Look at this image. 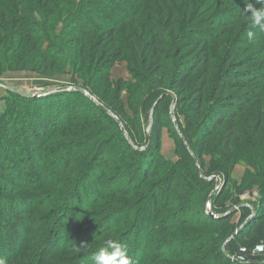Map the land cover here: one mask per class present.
<instances>
[{
  "label": "trees",
  "instance_id": "1",
  "mask_svg": "<svg viewBox=\"0 0 264 264\" xmlns=\"http://www.w3.org/2000/svg\"><path fill=\"white\" fill-rule=\"evenodd\" d=\"M19 1L0 0V65L11 63V56L18 50L17 43L7 44L6 40H10L8 34L15 36L17 39L14 41H20V45L25 42V47L22 48L27 49L33 58L39 57L40 62L46 65L43 69L47 72L50 66L46 63L52 60L56 66L60 60L59 55L64 52L52 40L53 37L58 39L59 35L52 33L47 20L44 19L39 29L29 17L32 16L30 6L36 3L40 7V4L50 1ZM52 2L54 1L50 4L55 7H66L64 12L68 16L66 29H63L64 37L70 36L69 45L73 44L71 47L74 50L80 46L79 53H73V56L84 61L90 55L92 64L96 60L104 62V69L101 68L98 72L88 70L84 77L92 85V92L88 88L85 90L105 107L80 90L61 91L38 98L15 93L22 98L21 109L9 105L0 114V133L6 135L5 139L0 140L1 173L8 170L16 174L15 167L26 158L31 162L25 169L30 174L31 165L40 157V165L36 166V169L40 168V182L51 185L52 178L59 176L62 186L53 197L52 213L39 224L40 233L31 237L34 220H27V216L29 207L35 202L30 201L26 205L28 197L21 196L18 199L7 193V185L0 184V199L17 200L10 205L0 202V260L4 264H94L93 255L106 246V241L112 240L126 248L130 264H264V254L252 256L249 252L246 253L251 259L249 263L230 258L231 255L244 254L243 247L249 251L264 242V194L251 207L238 203V209L222 216L231 208L227 210L218 202L221 193H216V178L209 180L212 175L220 176L215 174L218 168L203 169L204 155L209 151L208 140L220 137L215 153L219 158L217 167L229 173L234 159L238 158V142H247V132L255 138L256 133L247 131L242 125L243 119L247 123L248 117H241L264 98V49L259 50L252 58H241V54L251 52V45L231 51L222 73L213 76L214 63L210 44L216 42L219 45L218 40L224 34L223 30L239 23L244 14L248 15L246 3L252 2L257 8L262 5L255 4V0H200L197 5L189 3L187 9H191L190 13L194 14L188 16L186 24H192L181 23L183 29L176 33L178 22L173 23L175 15L167 16L165 27L171 29L168 33L159 24L162 16L166 15L158 10L163 0H95L96 4L88 0L77 3L75 0ZM164 2L167 5L165 10H168L170 5ZM145 4L150 12L161 18L155 20L152 16H146V40L145 43L139 41L143 46L141 51L146 55L140 57L139 46L134 51V64L148 74L139 72L133 80L115 83L109 77V70L121 57L122 51L133 53L130 42L137 35V31L128 29V26L122 29L119 26L126 20H133L141 15L139 12L144 9ZM217 4H220V8L222 6L225 17L214 16L208 21V16L204 18V14L213 13ZM5 6H8L7 10ZM171 13L175 11L171 10ZM47 17L45 16L46 19ZM9 24L14 29L12 32ZM136 25L141 27L140 23ZM249 32L252 33L251 38L247 33L246 41L242 37L240 40L244 41L240 42H249L260 34L264 37V31L252 23ZM168 36L174 37L177 42L174 45L167 43ZM258 38L262 39V35ZM118 39L124 40V43L121 44L122 49L119 47L114 51ZM190 41L195 43V47L186 51L185 47ZM4 45L6 47L1 50ZM105 47H111L110 55L104 54ZM164 49L173 56V61L182 56V61L176 66L179 68L177 72L172 73L168 69L167 63L170 62L164 59L161 51ZM189 58L192 60H188ZM255 60L263 63L250 67V62ZM15 62L18 64L20 61ZM197 70L193 82V72ZM153 76L156 78L153 79ZM158 77L160 80H157ZM128 85L157 87L151 92L155 95V102L143 117L144 125L147 122L148 126L142 131L139 123L137 133L133 132L131 125L138 122V109L132 105L135 117L130 121H126L128 115L123 114L126 109H119L121 90ZM211 85L213 96L209 100L208 88ZM163 88H168L170 92H160ZM141 92L139 90L133 96H139ZM185 102H190L189 114L183 113ZM73 105L79 109L73 108ZM153 108L150 142L146 146ZM88 113L99 114V117L93 119L89 126L79 125L78 128L80 131L88 130L89 136L85 141L77 143L89 146L82 161V169L78 172L73 169V166L78 168L77 160H74L77 149L66 156L62 170L53 174L45 169L48 163L45 156L40 154L32 157V150L39 149L41 152L44 149V139L49 140L76 116H87ZM182 114L186 116L185 124L180 119ZM118 120L122 122L127 134ZM73 126L75 128L76 124ZM168 126L173 128L185 154L184 160L175 164L165 160L160 152L162 131ZM112 128H115L114 138L111 135ZM183 137L189 146L185 144ZM116 138L124 143V149L119 153L120 157L113 160L117 154L113 152L116 145L113 140ZM75 146L76 144L72 148ZM138 146L146 148L141 150ZM256 157L255 150L248 154V158L253 161H256ZM252 177L259 178L257 175ZM4 178L7 183L6 177ZM263 187L264 182L261 188ZM205 191H213L211 205L218 217L209 214L207 198L202 209L199 208L196 199L203 196ZM238 212H242L240 222L231 223V218ZM243 224L236 236L230 239ZM18 226L22 233L13 234ZM196 226H205L207 229L196 231ZM42 227L45 228L41 230ZM221 238L226 243L225 249L223 243L222 248L210 250L213 247L209 245Z\"/></svg>",
  "mask_w": 264,
  "mask_h": 264
},
{
  "label": "rangeland",
  "instance_id": "2",
  "mask_svg": "<svg viewBox=\"0 0 264 264\" xmlns=\"http://www.w3.org/2000/svg\"><path fill=\"white\" fill-rule=\"evenodd\" d=\"M22 1L23 0H20L19 3H21ZM49 1L50 2L54 1L56 3V0H49ZM75 1L77 3L80 0H75ZM88 1L96 4L95 0H88ZM164 1H166L170 5L168 10H165L166 9L165 7H167V5ZM199 1L198 0H163V3L158 7V10L161 13H166L165 16H162L163 18L162 20L161 18H158L155 14L150 12L146 8V4H145L144 9H142L141 12H139L142 13L141 15L136 16L135 18H133V20L128 19L124 23H122L119 26V29L128 26V29L137 31V35L134 37V40L130 42L133 48L132 49L133 53L122 51L123 54L121 55V57L115 61V63L109 70L110 79L116 83L121 81L133 80L135 74H138L139 72L144 74L146 73L145 71H141L140 67H137L136 64H134V60H136V56L134 54L135 48L136 46H139L138 49H140L141 51L143 46L139 41L145 43L146 40V36H145V31H146L145 25L147 21L146 16L148 17L152 16L155 18V20L156 19L161 20L159 21L160 26L163 29H166L168 33H170L171 29L165 27L166 19L167 16L172 17V15H175L173 17V23L178 22L175 27L177 33L180 30L182 31L183 29L182 24L187 23V20H189L188 16L194 14V13H190L191 9L190 11H188L187 5L189 3H194L195 5H197ZM231 1H237V0H231ZM239 1L240 0H238V2ZM50 2L44 3L43 5L40 4V7L37 6L36 3L30 6L32 8V16L29 17V19H31L32 23L36 24V28L39 27V29L40 26L43 25V22L47 20L48 26L52 29V33L57 36L59 35L58 39H55V37H53L52 40L57 45H60L61 46L60 49H63L64 52L63 54L59 55L60 60L57 61L56 66L52 62V60L46 63L47 65L50 66L49 71L46 72L43 69V67H45L46 65L40 62L41 60L39 59V57H37L36 59L33 58L32 54L27 49L24 50L22 48L25 47V42H22V45H20L21 43L20 41H16V42L14 41L17 39L15 36H10L7 34V36L10 39V40H6L7 44L9 45V44L17 43L18 50L17 52H14L13 55L11 56L13 57L11 63L5 66L0 65V114L6 111L9 105H12L14 108H17L18 110L21 109L22 98L18 97L17 94H15L16 92L7 88L5 86L6 84L12 87H16L28 94L40 93L43 91L56 89L58 87H71V86L80 87L84 89L88 88L92 92V85H90L89 82L87 81L88 80L86 79L87 77L86 78L84 77V73H87L88 70H91L93 72L95 71L98 72L100 71L101 68L104 69V65H103L104 62L100 63L99 62L100 60H96L92 64L90 55L87 56L86 60L84 61L83 59H79V58L76 59L73 56V53H77V54L79 53L78 50L80 49V46L76 48L77 50H74L73 47H71L73 46V44L69 45L70 36L64 37L63 29H66L65 22L67 21V16H68V14H65L67 12H64V10H66V7L65 6H62L60 8L55 7V5L50 4ZM95 4L92 5L91 7L93 8ZM8 6H5L6 10ZM222 9H223L222 6L220 8V4L219 5L217 4L213 10V13H206L204 14L203 17L206 18L208 16V21L212 19L214 16L225 17L224 15L225 13H223ZM171 10L172 12L174 10L175 13H171ZM24 13H28V12L24 11ZM87 14H91V13H87ZM195 14L197 15V13ZM199 14L202 13H198V15ZM249 15L251 14L250 13H248V15L244 14L239 23L231 25L227 27L226 30H223L222 33L224 34L222 35V37H219L218 40L219 45H217L216 42L210 44L212 47L211 55L213 57V63H214L213 76H217L219 73H222L223 69L226 67L225 61L231 51L238 49L240 47H245V46L247 47L251 45L250 46L251 52L249 51L247 54H241V58H252V56L255 57V55L258 54L259 50L264 49L263 34L258 35L256 39L250 40L249 42H240V41H244V39L246 41V37L248 36L247 33H249L250 31L251 20ZM45 16H48L47 19L45 18ZM136 23H140L141 27L139 28L136 25ZM188 24L191 25L192 23L188 22ZM5 27L7 28V26ZM11 27L12 24H9V28L11 29L12 32L14 29L13 27L12 28ZM157 28L159 27L157 26ZM213 28L218 29L216 28V26H213ZM176 33L175 35H177ZM222 33L220 32V35ZM261 35H262V39L258 38ZM242 37H244V39L240 40ZM73 39L75 38L73 37ZM123 41L122 39L117 40L118 45L114 51L119 49V47L120 49H122L121 44L124 43ZM166 41L167 43L170 42L173 45L177 42V40L174 39V37L171 38L170 36L166 38ZM194 44L195 43L192 41L188 42L187 43L188 46L185 47V50L187 51L193 49L195 47L193 46ZM4 47L6 46L5 45L1 46V50L2 48L4 49ZM103 51H105L104 54L108 53L110 55L112 53L111 47L110 48L105 47ZM161 51L163 52L164 59L170 62V64L167 63L168 69H171L172 73L177 72L179 68H177L176 66L182 61L181 59L182 56H180L175 61H173V56H171L166 49ZM145 55L146 54L142 50L140 52V57L143 58L145 57ZM188 60H192V58H189ZM15 61H20V62L16 64ZM259 63H263V62L260 60H255V61H251L249 65L250 67H253L258 65ZM91 65L92 68L90 67ZM132 65L133 66L135 65V67H133ZM197 72L198 70L193 72V77L197 76ZM152 78L155 79L156 77L153 76ZM158 79L160 80L159 77L157 78V80ZM195 79L196 77L193 78V82L195 81ZM150 81L152 80L150 79ZM156 88H157L156 86H151V85L150 86L148 85L146 88L137 85L134 86L128 85V87H125L121 90L120 101L118 100V102L120 103L119 104L120 111H122L123 107L126 109V112H123V114L128 115L125 118V120L126 121H128L129 119L134 120L135 113L131 108L132 105H134L138 109V113H139V116L137 117L138 122H136V124L131 125L132 128L134 129L133 131L134 133H137L138 131L137 127L139 123L141 124L142 131H144L145 126L146 127L148 126L147 122L146 125H144L143 117L144 114L149 111L150 107L155 102V95L151 94V92ZM139 90L142 91L141 94L139 96H133V93H138ZM66 91H72V90H66ZM160 92L167 93L170 92V90H168V88L165 89L163 88L160 90ZM113 93H115V91ZM212 96L213 95H212V85H211L208 88V99L211 100ZM76 97L77 96H74V98ZM108 98L110 99L111 96L109 95ZM77 99H82V98L78 96ZM189 103L190 102L184 103L185 108L183 109V113L185 114H189V108H188L190 105ZM72 107L79 109V107L76 105L75 106L73 105ZM185 114H182L180 116V119L182 120L183 124H185L186 121ZM96 117H99V114L97 115L96 113H92V114L88 113L87 116H76L75 118L72 119L70 123H67L63 128H61V130H58L55 134H53L49 138V140L44 139L43 144L45 146H43L44 149L41 152L39 149H36L35 151L32 150V157L40 156V154L45 156L46 162H48L47 165L45 166V169L52 172L53 174L54 172L58 173L60 170H62L63 165L66 163L65 161L67 158L66 156L68 155L70 156L71 152L74 153L73 151H76L77 149V156L76 158H74V160L75 159L77 160L76 164L78 168L73 166V169L75 168V172H78L80 169H82L84 165V162L82 161H84L87 155V149L89 148V146L84 147L77 145V143L80 140L85 141V139L89 137L88 130L81 129L80 131L78 128H80V126L82 127L89 126L91 123H93L92 121L93 119H96ZM245 117H248L247 123L243 119ZM241 119H243L242 121L243 127H245L247 131L251 130L252 133H256V135L255 138H253V135L247 132L248 133V135L246 136L247 142H244L245 140H243L242 142H238L237 144L238 158H236V160L234 159L231 167L229 168V173L225 172L221 167L219 166L217 167L218 164L217 160H219V158L215 153L217 152L216 148L219 145V141H218L220 138L219 136H215L214 138L208 140L207 145L209 151H207L204 155L205 167H203V169L206 170L214 167L218 168L216 169V172L215 171L214 172L216 175H220V176L217 177L215 175H212L211 177L214 176L218 178L219 181V178H221L222 176L221 183H219L218 187L216 186L217 188L215 190L217 195L221 193V197L218 202H220V204H222V207L227 210L230 208H231L230 210H232L234 207H237L238 203H244L245 205H247V203H249V205H252V203L253 204L257 203L261 195L264 194V187L261 188L262 183L264 182V98L262 101L255 103L254 107H251L249 111L246 112V115L244 117H241ZM74 124H76L75 128L73 126ZM95 129H97L96 126ZM111 131H112L111 135L113 137L115 128H112ZM5 137L6 135L0 133V140L5 139ZM113 143L116 144V145L114 144L115 146L113 152H117L116 154L117 156L115 155L113 160H117L120 157L119 153H121V151L124 149V143L122 144V142L117 138L113 140ZM75 144H76L75 148H72L73 145ZM138 147L141 148L142 146H138ZM253 150H255V154L257 156L256 161H253L252 159L248 158V154ZM160 152L163 155L164 159L170 161V163L175 164L182 161V159L184 160L183 157H185V154L181 146H179V140L178 138L175 137L173 128L171 126L163 128ZM24 159L25 161H22L20 165H17L15 167V170L17 171L16 174L13 173L14 171L7 170L4 173H1L0 171V184L7 185L8 187V189H6V191H8L7 193L11 194L12 196L18 197V199L21 196H24L26 198L28 197L27 200L24 198L27 201L25 202L26 205L30 201L35 202L33 206L31 204V206L29 207L28 209L29 213L27 216L28 217L27 220L30 219L34 220L32 222L33 226L30 235L31 237L33 236L35 237L37 232L40 233L39 224H41V222L46 217H48L50 213H52V210L54 209L53 205L51 204L54 201L53 197L54 195H56V193H58L59 188L62 186L59 182L61 181L59 176L52 178L51 185L49 184L46 185L45 183L43 184L40 182V168L36 169V166L40 165V157L39 160L37 159V161H35L34 159L35 163L31 165L32 169L31 168L30 169L32 173L30 174L27 173L26 170L28 166L31 164V162L26 160V158ZM72 172L74 171H71V173ZM254 175H257L259 178L252 177ZM4 177H6L7 183ZM212 193L213 191L212 192L205 191L203 196L196 199L199 208L202 209L203 204H205L206 198L208 199V201L212 200ZM0 202L2 204L6 203L7 205H10L11 203H16L17 200L16 202H14L13 200L9 201L7 199L5 200L0 199ZM206 206H207V210L213 211L212 206H210L208 202ZM241 215L242 212L236 213L231 218V223L238 224L240 222ZM211 216L218 217V214L214 213ZM44 228L45 227H42L41 230H43ZM16 229L17 230H15L13 234L22 233V229L19 226ZM195 229H197L196 231H202L207 229V227L196 226ZM155 239L156 238H154V241ZM222 244H223V249H225L226 243L221 238V240H218L214 244L212 243L211 245H209V247L210 246L213 247L210 250L216 251L217 249H219V247L222 248ZM210 254L212 255L211 252ZM243 263H248V262H243Z\"/></svg>",
  "mask_w": 264,
  "mask_h": 264
},
{
  "label": "clouds",
  "instance_id": "3",
  "mask_svg": "<svg viewBox=\"0 0 264 264\" xmlns=\"http://www.w3.org/2000/svg\"><path fill=\"white\" fill-rule=\"evenodd\" d=\"M255 4L262 5L257 8L253 3H246V11L249 12L250 20L253 26L264 31V0H255ZM251 38L252 33L249 32ZM94 264H130L126 248L120 243L112 240L106 241V246L99 249L92 257ZM0 264H4L0 260Z\"/></svg>",
  "mask_w": 264,
  "mask_h": 264
},
{
  "label": "water",
  "instance_id": "4",
  "mask_svg": "<svg viewBox=\"0 0 264 264\" xmlns=\"http://www.w3.org/2000/svg\"><path fill=\"white\" fill-rule=\"evenodd\" d=\"M5 86H6L7 88L13 90L14 92L19 93V94H21V95H24V96H26V97H43V96H47V95H50V94H54V93L61 92V91H66V90H80V91H82L83 93H85L86 95H88L92 100H94L95 102H97L98 104H100L102 107H105L103 104H101L100 102H98V100H97L94 96H92L90 93H88L84 88H80V87H74V86H71V87H58V88H56V89H51V90L43 91V92H40V93L28 94V93H26V92H24V91H22V90H20V89H18V88H16V87H12V86L7 85V84H6ZM155 104H156V103H155ZM153 110H154V108L152 109V113H151L152 121H151L150 127H149V129H148V135H147V138H146V146H147V145L149 144V142H150V134H151L152 125H153ZM108 112H109L112 116H114L116 119H118V118L116 117V115H114L113 112H111L110 110H108ZM173 120H174V122L177 124L176 118H175L174 116H173ZM118 121H119V120H118ZM119 123H120V125H121L123 131L127 134V132H126V130H125V128H124L122 122L119 121ZM183 138H184V137H183ZM184 142H185V144H186L187 146H189V144H188V142H187V140H186L185 138H184ZM146 146H143V147H141L140 149H141V150H144V149L146 148ZM198 167L200 168L199 164H198ZM213 178H214V177H210L209 180H212ZM210 199H211V197H210ZM210 201H211V200H210ZM243 205H245V204H243ZM239 207H240V205L237 206V207H234L232 210L226 212L225 214H222V216H226V215L231 214L234 210L238 209ZM210 214L212 215V214H214V213H213V212H210ZM213 216H215V215H213ZM216 216H217V215H216ZM218 216H219V215H218ZM252 216H253V215H252ZM243 226H244V224H243L242 226H240V227H239V228H238V229H237V230L231 235L230 239L234 238V237L236 236V234L241 230V228H242Z\"/></svg>",
  "mask_w": 264,
  "mask_h": 264
},
{
  "label": "built area",
  "instance_id": "5",
  "mask_svg": "<svg viewBox=\"0 0 264 264\" xmlns=\"http://www.w3.org/2000/svg\"><path fill=\"white\" fill-rule=\"evenodd\" d=\"M87 91V90H86ZM88 92V91H87ZM89 93V92H88ZM216 178V177H214ZM216 180L218 181V178H216ZM221 180H222V177L219 178V181H218V184H217V187L219 186V183H221ZM216 187V188H217ZM210 206L211 205V201L208 202ZM209 206V207H210ZM248 207H251V205H249V203H247ZM209 211V214L210 212H213L211 210H208ZM250 253L252 256L254 255H258V254H264V242L263 243H260V244H257L252 250H249L246 248V247H243L242 248V253L244 254H235V255H232L230 256V258L233 260V261H239V262H250L251 259L246 255V253Z\"/></svg>",
  "mask_w": 264,
  "mask_h": 264
}]
</instances>
